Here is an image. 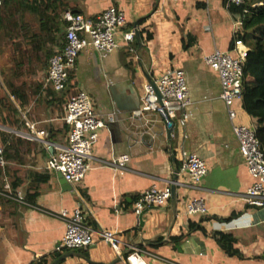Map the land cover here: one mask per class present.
<instances>
[{
	"label": "crops",
	"instance_id": "obj_1",
	"mask_svg": "<svg viewBox=\"0 0 264 264\" xmlns=\"http://www.w3.org/2000/svg\"><path fill=\"white\" fill-rule=\"evenodd\" d=\"M33 0H7L0 5V188L7 184L21 193V201L0 195V264H122L108 243L95 235L81 248L55 249L64 233L62 209L81 207L95 229L117 233L122 251L144 250L148 264H264V205L250 206L241 195L252 183L238 150L231 121L220 98L217 74L204 62L215 48L245 54L249 49L233 40L234 20L225 0H55L44 11L32 9ZM46 1V0H43ZM126 17V28L139 32L132 62L123 46L102 55L86 47L76 59L75 86L55 91L46 80L47 59L64 43L65 10L94 17L107 6ZM141 33V35H140ZM146 33L150 34L146 38ZM184 71L189 103L184 127L166 136L165 124L155 112L136 116L145 73L155 77L169 68ZM86 92L95 112L104 120L90 150L89 170L79 184H61L48 170V151L37 138L22 132L43 130L47 141L63 143L69 126L64 122L68 96ZM235 123L251 124L242 100L235 101ZM196 152L206 173L189 185L178 174L174 222L171 211L149 207L138 244V221L133 201L144 189L169 187L179 152ZM125 154L124 166L104 164ZM201 198L204 214L185 215L184 202ZM193 223V227L186 224ZM229 236L222 247L210 236Z\"/></svg>",
	"mask_w": 264,
	"mask_h": 264
},
{
	"label": "built area",
	"instance_id": "obj_2",
	"mask_svg": "<svg viewBox=\"0 0 264 264\" xmlns=\"http://www.w3.org/2000/svg\"><path fill=\"white\" fill-rule=\"evenodd\" d=\"M175 1V0H170ZM244 0H225V6L240 5ZM2 0H0V5ZM65 21L64 43L59 50L54 51L47 59L46 80L55 91H65L69 83V71L74 68L80 51L90 47L105 55L120 46L128 51L135 52L134 28H126L124 12L116 6L110 5L101 10L94 17H87L79 12L65 10L62 15ZM234 32L241 28V22L236 21ZM204 62L213 70L220 84V98L223 100L232 132L238 144L248 173L253 178L252 183L245 189L241 199L250 206L264 205V151L256 137L252 124L235 123V101L242 100V76L244 54L232 50L215 48L204 56ZM161 104L148 82L142 86L140 104L133 114L143 115L146 112H155L163 123L170 119L179 128L185 126L187 114L184 108L189 103L188 89L184 71L179 67L169 68L152 77ZM64 122L69 126L66 140L63 143L47 141L41 137L43 130L22 132L27 138H39L48 151L46 168L59 172L71 184H79L89 170L90 150L96 139L98 128L104 125V120L95 112L92 100L83 90L70 94L66 100ZM171 129V130H172ZM51 149V151H49ZM178 174L189 178L190 186H197L206 173L204 160L190 151L179 152ZM128 160L125 154L119 155L104 162L113 168L124 166ZM5 164L4 149L0 145V166ZM0 195L21 201V193L11 190L7 184L0 188ZM169 187L159 188L155 185L141 191L133 201V212L138 215L149 207L165 206L169 201ZM185 215L204 214L206 207L201 198L189 197L184 202ZM58 216L64 221V233L55 246L61 248H81L90 245L95 235L108 243L112 250L121 259L122 264H148L143 258L144 250L139 247H130L122 251L117 233L110 229H95L86 221L85 212L81 207L71 211L60 210Z\"/></svg>",
	"mask_w": 264,
	"mask_h": 264
},
{
	"label": "trees",
	"instance_id": "obj_3",
	"mask_svg": "<svg viewBox=\"0 0 264 264\" xmlns=\"http://www.w3.org/2000/svg\"><path fill=\"white\" fill-rule=\"evenodd\" d=\"M2 1L7 2V0ZM55 2V0H33L32 9L37 11L41 7L47 11L53 8L50 4ZM228 10L234 20L241 22V28L236 32L233 40H241L249 46L244 54L242 106L250 117L260 147L264 151V0H244L240 5L229 6ZM145 35L146 38L150 37L148 33ZM134 44L136 48L137 45ZM128 53L132 62L133 52L128 51ZM68 86H75L73 70L69 71ZM186 225L194 226L190 222ZM209 234L222 247L229 242V236L225 233L211 231ZM34 264L47 263L44 258H40Z\"/></svg>",
	"mask_w": 264,
	"mask_h": 264
},
{
	"label": "water",
	"instance_id": "obj_4",
	"mask_svg": "<svg viewBox=\"0 0 264 264\" xmlns=\"http://www.w3.org/2000/svg\"><path fill=\"white\" fill-rule=\"evenodd\" d=\"M134 35H135V38L137 40L138 46H140L141 43L139 41V32H138L137 29L134 30ZM145 76H146L147 82L150 84V86L152 87L153 92L155 93V95L158 98V103L161 104L160 95L158 93V90L156 88V85H155L151 75L145 73ZM173 124H174V121L172 119H170L169 122L167 124H165L166 136H167L168 139L171 136V129H172ZM49 151H51V149ZM57 175L61 179V181H60L61 184H64V186H66V185L68 186L67 181L63 178V176L59 172H57ZM177 185H178V166L175 163H173V173H172L171 182H170V186H169V189H170L169 203H168V205L166 207H162L161 208L162 210H166V209L170 210L171 214H172V217H171L170 223L168 224L167 229L163 233L162 241H166L167 240V235H168L169 230H170V228H171V226H172V224L174 222V218H175V215H176V202H177L176 188H177ZM147 210H148L147 208L143 209L137 215L138 239H139L138 244L140 243V244L146 245V244L150 243L148 238H143L141 236V228L144 225L145 214H146ZM67 255H69V254L67 253V254H62V255L58 256L50 264H57L63 257H65Z\"/></svg>",
	"mask_w": 264,
	"mask_h": 264
}]
</instances>
